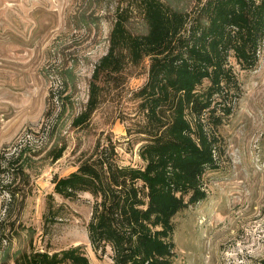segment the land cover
Masks as SVG:
<instances>
[{"label": "rangeland", "instance_id": "374dc122", "mask_svg": "<svg viewBox=\"0 0 264 264\" xmlns=\"http://www.w3.org/2000/svg\"><path fill=\"white\" fill-rule=\"evenodd\" d=\"M203 1L178 3L192 13ZM119 14L132 35L144 32L141 10L120 0H0L1 164L23 147L30 150L23 155L30 160L23 178L0 175V190L20 191L14 200L0 192V258L7 248L9 254L25 249L46 254L54 264H78L63 255L76 250L72 256L86 264H113L110 247L95 252L88 241L96 200L88 193L64 199L56 183L75 172L97 142L112 143L121 167L144 165L139 149L146 143L140 133L145 122L137 96L147 81L148 58L134 64L123 51L99 83L95 112L81 127L72 125ZM229 61L241 91L216 130L219 167L201 177L206 198L170 220L171 256L160 263L264 264V46L253 70L240 71ZM60 67L72 70L75 86L63 87L50 74ZM62 144V157L51 162L46 153Z\"/></svg>", "mask_w": 264, "mask_h": 264}, {"label": "trees", "instance_id": "16d2710c", "mask_svg": "<svg viewBox=\"0 0 264 264\" xmlns=\"http://www.w3.org/2000/svg\"><path fill=\"white\" fill-rule=\"evenodd\" d=\"M178 2L120 0L141 10L145 30L132 35L126 27L128 20L122 14L115 17L108 53L94 66L87 102L72 122L81 127L90 119L98 105L99 83L117 67L123 51L134 64L148 58L147 81L137 96L145 122L140 133L146 143L139 149L144 165L121 167L112 143L97 142L77 170L56 183L64 199L88 193L96 200L86 226L88 241L95 252L110 247L113 264H165L159 259L171 256L170 220L206 198L201 177L219 167L216 130L240 97L229 60L240 71L253 70L264 46V0H204L192 13ZM81 22L84 27L89 25L84 15ZM50 74L63 87L67 83L75 86L69 68L60 67ZM204 82L207 86L201 89ZM59 105L65 108L63 101ZM42 149L32 156L38 158ZM64 149V144L53 145L46 156L56 161ZM26 152L30 153L29 148L23 147L17 157L0 161V175H10L13 181L23 178L24 166L28 167L24 162L30 161L23 156ZM0 192L9 200L20 195L11 186ZM32 233L28 230L25 236ZM8 251L0 264L10 260L13 264L56 262L34 250ZM75 252L63 255L86 264L84 258L72 256Z\"/></svg>", "mask_w": 264, "mask_h": 264}]
</instances>
